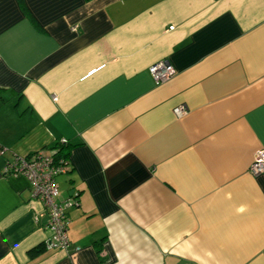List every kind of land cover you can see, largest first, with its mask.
I'll return each instance as SVG.
<instances>
[{
    "label": "crops",
    "instance_id": "0c3cea01",
    "mask_svg": "<svg viewBox=\"0 0 264 264\" xmlns=\"http://www.w3.org/2000/svg\"><path fill=\"white\" fill-rule=\"evenodd\" d=\"M60 139L51 249L2 167ZM262 148L264 0H0V264H264Z\"/></svg>",
    "mask_w": 264,
    "mask_h": 264
},
{
    "label": "built area",
    "instance_id": "2783aa9c",
    "mask_svg": "<svg viewBox=\"0 0 264 264\" xmlns=\"http://www.w3.org/2000/svg\"><path fill=\"white\" fill-rule=\"evenodd\" d=\"M155 85L168 81L174 75V69L166 62L161 61L147 68ZM175 115L182 114L181 107L173 110ZM66 145L64 139H60L58 145ZM68 170L67 160H60L52 154L43 150L19 156L11 162H5L2 172L7 175H22L26 178L31 196L42 203L47 213L46 227L51 235L47 246L51 249H63L68 244L65 208L71 204L70 199H58V186L55 177ZM251 175L264 173V148L252 154L251 161L247 167Z\"/></svg>",
    "mask_w": 264,
    "mask_h": 264
},
{
    "label": "trees",
    "instance_id": "16d2710c",
    "mask_svg": "<svg viewBox=\"0 0 264 264\" xmlns=\"http://www.w3.org/2000/svg\"><path fill=\"white\" fill-rule=\"evenodd\" d=\"M66 145L59 144L58 147L51 154L60 160H66L67 159V153L65 152V150L67 149Z\"/></svg>",
    "mask_w": 264,
    "mask_h": 264
}]
</instances>
